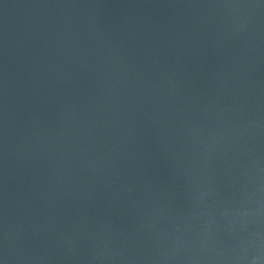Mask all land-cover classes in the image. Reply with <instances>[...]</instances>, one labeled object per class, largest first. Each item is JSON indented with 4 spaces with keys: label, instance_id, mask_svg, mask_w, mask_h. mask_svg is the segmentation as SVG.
I'll return each mask as SVG.
<instances>
[{
    "label": "water",
    "instance_id": "95a60500",
    "mask_svg": "<svg viewBox=\"0 0 264 264\" xmlns=\"http://www.w3.org/2000/svg\"><path fill=\"white\" fill-rule=\"evenodd\" d=\"M0 264H264V0H0Z\"/></svg>",
    "mask_w": 264,
    "mask_h": 264
}]
</instances>
